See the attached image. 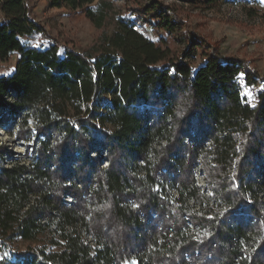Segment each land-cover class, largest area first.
<instances>
[{
  "label": "trees",
  "instance_id": "trees-1",
  "mask_svg": "<svg viewBox=\"0 0 264 264\" xmlns=\"http://www.w3.org/2000/svg\"><path fill=\"white\" fill-rule=\"evenodd\" d=\"M47 1L114 29L80 53L0 0V125L30 145L0 142V264H264V78L207 42L176 56L156 2Z\"/></svg>",
  "mask_w": 264,
  "mask_h": 264
},
{
  "label": "rangeland",
  "instance_id": "rangeland-1",
  "mask_svg": "<svg viewBox=\"0 0 264 264\" xmlns=\"http://www.w3.org/2000/svg\"><path fill=\"white\" fill-rule=\"evenodd\" d=\"M117 12L127 14L130 9L138 8L128 0H114ZM32 18L39 23L49 37L60 47H69L80 53H85L96 45L101 36L114 29L111 21L108 27L100 30L92 25L84 14L70 13L66 9H51L47 0H27ZM147 5L156 2L159 10L167 14L178 26L177 39L168 38L169 46L176 56H184L192 50L194 43L207 42L217 49L220 56L241 60L264 78V0H139ZM139 29L151 40L157 41V34L151 30L154 24L152 17L147 18ZM196 37V38H195ZM202 43V42H201ZM206 50H208L206 48ZM204 49L200 48L187 61L193 67H199L204 61ZM17 57L7 61L0 59V76H10L16 68ZM30 127L33 123L30 121ZM6 126L0 125V142L7 144L15 158L29 162L28 146L25 141L17 139V128L8 133ZM105 156V155H104ZM108 165L103 162V166ZM204 184L205 181L201 179ZM71 199H68L70 202ZM43 246L49 244L46 235H41L36 242L19 241L5 252L7 259H13V254L26 250L30 245ZM50 249L51 246L49 245ZM2 255L0 254V261Z\"/></svg>",
  "mask_w": 264,
  "mask_h": 264
},
{
  "label": "built area",
  "instance_id": "built-area-1",
  "mask_svg": "<svg viewBox=\"0 0 264 264\" xmlns=\"http://www.w3.org/2000/svg\"><path fill=\"white\" fill-rule=\"evenodd\" d=\"M88 238V241L91 243V244H95V242L93 241V239H91V238H89V237H87Z\"/></svg>",
  "mask_w": 264,
  "mask_h": 264
},
{
  "label": "snow or ice",
  "instance_id": "snow-or-ice-1",
  "mask_svg": "<svg viewBox=\"0 0 264 264\" xmlns=\"http://www.w3.org/2000/svg\"><path fill=\"white\" fill-rule=\"evenodd\" d=\"M249 95H250V93H249Z\"/></svg>",
  "mask_w": 264,
  "mask_h": 264
}]
</instances>
